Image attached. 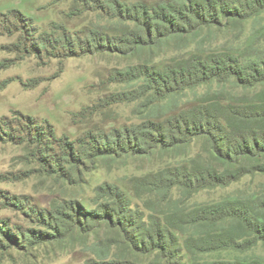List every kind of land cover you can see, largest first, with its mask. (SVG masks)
<instances>
[{
	"label": "rangeland",
	"instance_id": "rangeland-1",
	"mask_svg": "<svg viewBox=\"0 0 264 264\" xmlns=\"http://www.w3.org/2000/svg\"><path fill=\"white\" fill-rule=\"evenodd\" d=\"M185 1L0 0V264H166L127 248L117 228L85 222L84 210L100 211L109 202L107 190H97L107 184L128 195L134 218L140 214L149 224L152 216L160 215L164 226L178 224L180 216L196 206L264 194L263 174L200 190L191 198L182 189H174L165 201L166 195L150 192L152 175L178 163L197 159L221 169L207 136L189 139L176 149L159 147L149 155L111 152L94 164L85 160L84 149L105 147L118 136L126 147V131L150 117L190 116L198 106L217 114L220 105L253 98L254 92L230 82L160 99L154 91L143 90L142 78L131 80L142 71L134 68L165 70L199 55L234 54L246 62L264 56V6L240 24L220 17L218 25L153 39L145 48L127 52L121 40L142 27L140 11L168 3L179 8ZM62 27L71 41L79 37L85 42L99 33L105 47L108 38L116 51L68 57L47 47L43 34L49 32L56 40ZM148 127L151 139L161 146L158 141L165 138L158 127ZM161 132L164 135L165 128ZM65 154H74L75 167ZM84 222L89 226L79 229ZM179 248L176 264H192L183 243ZM236 255L216 252L199 259L212 262ZM100 257H106L105 263ZM244 257L264 261V244Z\"/></svg>",
	"mask_w": 264,
	"mask_h": 264
},
{
	"label": "trees",
	"instance_id": "trees-1",
	"mask_svg": "<svg viewBox=\"0 0 264 264\" xmlns=\"http://www.w3.org/2000/svg\"><path fill=\"white\" fill-rule=\"evenodd\" d=\"M263 6L264 0H186L179 8L168 3L151 11L145 12L143 9L140 11L143 18L142 27L127 35L121 42L127 52H133L137 48H145L153 39L158 42L174 34L181 35L187 30L196 31L205 24L218 25L220 17L234 19L240 24L243 18L258 14ZM20 15L26 18L22 13ZM148 19L151 21L147 22ZM134 20L140 22L137 17ZM61 31L63 34L56 40H51L49 32L43 34L42 40L47 47L60 49L66 52L68 57L92 55L112 49L116 51L108 38L105 47L99 33L90 34L91 39L85 42L77 37V40L72 39L75 41L73 43L68 30L62 27ZM76 44L79 45L78 49L74 46ZM120 49L123 47L120 46ZM241 59L240 56L226 53L207 57L199 55L165 70H145L142 66L134 68L132 71L141 68L142 71L136 77H131V80L142 78L143 90L154 91L155 95H160V99L182 91L194 90L202 85H226L230 82L246 91L254 92V95L248 101H231L220 105L221 111L218 110L217 114H211L204 106H198L188 114L190 116L182 113L164 119L163 116L150 117L133 131H126V147L122 146L118 136L113 143L106 141L105 147L84 149L85 160L94 164L98 157H106L111 152L117 153L116 156L124 153L149 155V152L159 147L164 151L176 149L187 144L189 139L207 136L214 161L222 168L205 166L197 159H191L155 173L148 185L151 186L150 192L166 195L163 201L169 198L174 189H182L185 195L191 198L200 190L224 188L245 177L264 175V56L247 62ZM154 119L159 122H154ZM148 126L158 127L156 131L165 138V142L158 141L161 146L151 139L153 136L147 131L152 128ZM162 128H165L164 135ZM55 136L54 132L49 137L53 139ZM65 155L67 163L75 167L74 154ZM146 184L147 182L144 185ZM97 190L100 193L107 190L106 199H110L109 202L102 204L100 211L84 210L82 217H86L85 222L90 224L99 221L105 222L111 228H117L123 243L134 252L155 255L159 260H167L166 264H176L181 255V242L192 256V264H264L260 259L244 257V254L258 243L264 244L263 193L212 205L196 206L193 210L183 213L178 224L164 226L160 215L151 217V225L144 222V217L140 218L138 213L139 217L134 218L130 198L118 186L107 184ZM85 222L84 225L78 224L79 229L89 226ZM216 252H231L237 255L230 260L220 259L212 262H202L199 259V256ZM104 260L106 257H100L99 262L105 263Z\"/></svg>",
	"mask_w": 264,
	"mask_h": 264
}]
</instances>
